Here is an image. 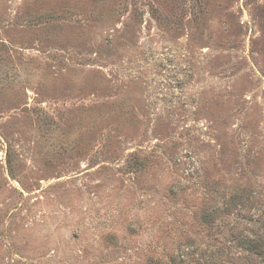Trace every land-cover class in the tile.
Listing matches in <instances>:
<instances>
[{"label":"rangeland","instance_id":"rangeland-1","mask_svg":"<svg viewBox=\"0 0 264 264\" xmlns=\"http://www.w3.org/2000/svg\"><path fill=\"white\" fill-rule=\"evenodd\" d=\"M0 264H264V0H0Z\"/></svg>","mask_w":264,"mask_h":264}]
</instances>
